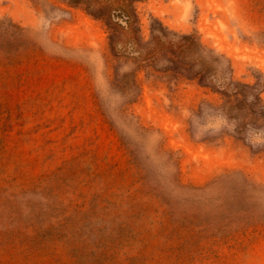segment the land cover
Here are the masks:
<instances>
[{
  "label": "rangeland",
  "instance_id": "1",
  "mask_svg": "<svg viewBox=\"0 0 264 264\" xmlns=\"http://www.w3.org/2000/svg\"><path fill=\"white\" fill-rule=\"evenodd\" d=\"M133 10L143 44L158 21L264 76V0ZM0 23V264H264V147L198 125L220 94L115 56L85 1L0 0Z\"/></svg>",
  "mask_w": 264,
  "mask_h": 264
},
{
  "label": "trees",
  "instance_id": "2",
  "mask_svg": "<svg viewBox=\"0 0 264 264\" xmlns=\"http://www.w3.org/2000/svg\"><path fill=\"white\" fill-rule=\"evenodd\" d=\"M83 1L91 15L106 17L113 32L109 47L115 56L151 61L154 65L184 73L222 96L220 105H209L197 114L198 125L206 132L220 127L238 139L264 147V101L261 98L264 76L261 73L255 75L253 83L235 80L228 59L205 47L194 34L166 29L158 21L151 25L150 39L143 44L133 10L137 0H68L72 5ZM234 181H240L244 189L252 188V184L238 173L221 176L211 184L221 190Z\"/></svg>",
  "mask_w": 264,
  "mask_h": 264
}]
</instances>
